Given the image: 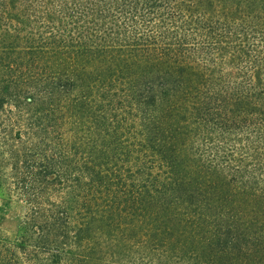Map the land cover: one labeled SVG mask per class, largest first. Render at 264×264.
<instances>
[{
  "label": "trees",
  "instance_id": "1",
  "mask_svg": "<svg viewBox=\"0 0 264 264\" xmlns=\"http://www.w3.org/2000/svg\"><path fill=\"white\" fill-rule=\"evenodd\" d=\"M0 264H264V0H0Z\"/></svg>",
  "mask_w": 264,
  "mask_h": 264
},
{
  "label": "rangeland",
  "instance_id": "2",
  "mask_svg": "<svg viewBox=\"0 0 264 264\" xmlns=\"http://www.w3.org/2000/svg\"><path fill=\"white\" fill-rule=\"evenodd\" d=\"M6 201V198L0 194V231L16 239L19 224L24 215L23 206L15 199L7 206Z\"/></svg>",
  "mask_w": 264,
  "mask_h": 264
}]
</instances>
